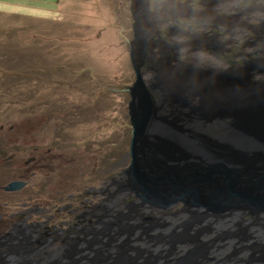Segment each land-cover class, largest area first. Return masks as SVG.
I'll return each instance as SVG.
<instances>
[{
	"label": "water",
	"instance_id": "obj_1",
	"mask_svg": "<svg viewBox=\"0 0 264 264\" xmlns=\"http://www.w3.org/2000/svg\"><path fill=\"white\" fill-rule=\"evenodd\" d=\"M129 12L133 32L129 60L135 80L125 90L131 139L123 178L125 189L137 201L133 207L141 225L128 223L131 212L120 215L128 238L118 252L107 255L111 264H264V251L260 261L246 260L251 247L264 249V83L253 81L249 67L243 75H221L214 84L205 83L194 102L186 94L193 70H178L168 58L153 62L150 46L139 34L140 0H130ZM146 64L157 73L151 86L141 79ZM208 76L202 72L199 80ZM165 104L177 108L161 115ZM222 118L230 119L222 135L202 131ZM178 204L184 207L172 220L149 218L152 210L167 211ZM245 214L253 218L241 223L245 231L238 241L234 230ZM181 224L184 231L179 232ZM136 229L147 249L131 243ZM107 234V241H113ZM211 234L217 237L210 239ZM98 244L93 240L85 249ZM193 244L200 252L183 262ZM133 251L141 255H130Z\"/></svg>",
	"mask_w": 264,
	"mask_h": 264
},
{
	"label": "rangeland",
	"instance_id": "obj_2",
	"mask_svg": "<svg viewBox=\"0 0 264 264\" xmlns=\"http://www.w3.org/2000/svg\"><path fill=\"white\" fill-rule=\"evenodd\" d=\"M129 8L130 0H0V116L8 112L15 125L11 135L32 148L35 143L23 138L33 132L36 139L37 122L43 123V143L69 155L64 159L70 166L61 167L59 181L68 182L70 192L91 174L94 178L118 163L129 166L125 90L135 80ZM123 212L133 215L129 224L141 225L134 210ZM131 237L146 246L138 229ZM127 238L121 226L113 241L103 236L106 256ZM191 248L183 262L200 252L195 244ZM136 252L130 255H141Z\"/></svg>",
	"mask_w": 264,
	"mask_h": 264
},
{
	"label": "flooded vegetation",
	"instance_id": "obj_3",
	"mask_svg": "<svg viewBox=\"0 0 264 264\" xmlns=\"http://www.w3.org/2000/svg\"><path fill=\"white\" fill-rule=\"evenodd\" d=\"M152 55L150 48L148 57L152 58ZM165 58L174 64L175 56L167 49L161 59ZM149 68L150 65L146 64L142 72ZM176 108L165 104L160 113L167 115ZM8 114L0 116V264H111L113 260L106 261L103 236L119 230L123 211L136 209L133 207L137 202L135 197L124 187L127 163L114 164L109 171H100L94 178L89 175L85 185L70 192L68 182L59 181L61 167L70 166V160L64 159L69 155L58 152L60 150L51 143H43L42 122H37L36 139L33 132L28 134L30 139L23 138L34 142V147L21 143V138L11 135L15 125ZM229 120H213L202 131L218 137L224 133ZM183 207L178 204L167 211L155 209L150 211L149 218L163 216L172 220ZM252 218L248 214L241 218L240 225L234 230L238 241L242 240L245 230L239 233L237 229H242L241 223ZM110 224L112 229L108 228ZM166 236L167 233L164 237L167 242ZM216 237L210 235V239ZM96 239L98 245L85 249L88 242ZM131 243L138 245L132 237ZM145 245L143 248L147 249ZM236 248L240 246L236 245ZM263 251V248L251 247L246 260L251 257L260 261Z\"/></svg>",
	"mask_w": 264,
	"mask_h": 264
},
{
	"label": "clouds",
	"instance_id": "obj_4",
	"mask_svg": "<svg viewBox=\"0 0 264 264\" xmlns=\"http://www.w3.org/2000/svg\"><path fill=\"white\" fill-rule=\"evenodd\" d=\"M143 20L140 38L150 46L153 62L165 49L173 67L191 68L186 94L195 100L205 83L221 75L240 76L252 68L254 82L264 76V0H140ZM211 45V46H210ZM209 73L205 81L199 74ZM157 73L145 69L146 86Z\"/></svg>",
	"mask_w": 264,
	"mask_h": 264
}]
</instances>
